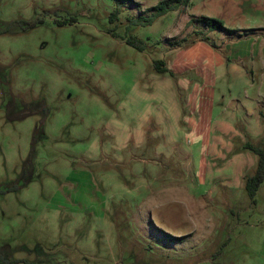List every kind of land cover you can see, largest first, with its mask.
I'll return each instance as SVG.
<instances>
[{"label":"rangeland","instance_id":"rangeland-1","mask_svg":"<svg viewBox=\"0 0 264 264\" xmlns=\"http://www.w3.org/2000/svg\"><path fill=\"white\" fill-rule=\"evenodd\" d=\"M133 1L0 0V30L42 21L0 33V254L264 264V180L255 203L243 187L257 161L244 143L264 149V0H190L146 26L130 21L161 0ZM226 115L238 132L210 155Z\"/></svg>","mask_w":264,"mask_h":264},{"label":"trees","instance_id":"trees-1","mask_svg":"<svg viewBox=\"0 0 264 264\" xmlns=\"http://www.w3.org/2000/svg\"><path fill=\"white\" fill-rule=\"evenodd\" d=\"M127 1H130L131 3L134 2L133 0H127ZM189 1L190 0H161L155 6H152L148 9V12L151 13L149 16L147 17L141 16L132 19L130 21V24L141 25V26L151 25L157 18L165 15L167 12L176 11L181 6L183 7L187 6L189 4ZM119 12H120L119 7L114 9V11H112L111 14L109 15V21L110 22L116 21ZM195 20L197 22H200L202 26H204L209 31L218 30L229 35H232L237 32V29H229L224 27L223 23L215 18L201 16V17H196ZM69 21L73 22L74 18H70ZM36 23H42V21L41 20H38L36 22H28L25 20L12 21L6 29L0 30V33L8 31V29H10L12 26L21 25L22 29H27L35 26ZM202 40L206 42L208 41V39L206 38ZM125 41L128 45L134 47L139 51H143L145 48V43L142 40L135 38L134 36H128L127 38H125ZM211 46L214 47V44L212 43ZM153 66L158 73L168 72V70L164 67V62L162 60L154 61ZM243 149L253 153L257 157L254 173L251 176H246L244 178V183H243V187L247 195L252 200V202L255 203V199H254L255 194L264 180V149L259 144H254V143L252 144L249 142L244 143ZM164 234L170 240H176L180 238V237L171 236L167 233ZM19 263H20L19 260L5 261V259L0 254V264H19Z\"/></svg>","mask_w":264,"mask_h":264},{"label":"crops","instance_id":"crops-1","mask_svg":"<svg viewBox=\"0 0 264 264\" xmlns=\"http://www.w3.org/2000/svg\"><path fill=\"white\" fill-rule=\"evenodd\" d=\"M239 29H237V31H238ZM226 34V33H225ZM227 35H229V34H227ZM232 35H234V34H232ZM229 36H231V35H229ZM235 36V35H234ZM249 36V35H248ZM248 36H245V37H248ZM236 37V36H235ZM199 42H202V41H200V40H198L196 43H199ZM207 42H209V40L207 41ZM214 44V43H213ZM214 47H215V44H214ZM213 47V48H214ZM214 49H217L216 47L214 48ZM218 50V49H217ZM228 64V63H227ZM226 67H228L227 65H226ZM232 67V65L230 66V68ZM233 121H229L228 120V116L226 115V116H224V118L223 119H221L220 121L219 120H216L215 122H214V127H213V131H212V133H213V138H212V141H211V144H210V148H211V154L210 155H215V154H218V148L219 147H224L225 148V151H229L230 150V145H229V143L228 142H226V140L224 139V137H223V135H227V134H236L238 131L236 130V128L234 127V125H233ZM245 126V125H244ZM245 130H246V132H248V133H252L251 131H250V129H249V126L248 125H246L245 126ZM219 146V147H218ZM217 156H219V155H217ZM240 155L239 154H236V155H233L229 160H227L225 163H223V165H224V167L223 168H221V169H213V170H211V167L210 166H208V161L206 162V165H207V168H208V170H209V168H210V174L211 175H213V176H215V177H213V176H210V179H214V178H222V176H223V173L227 170V169H225L226 167H228L229 166V164H231V162H233L235 159H237L238 157H239ZM223 158V157H222ZM207 173H209V171H207ZM209 179V180H210ZM223 179H221L220 180V182L222 183V184H225V186H226V188H228V186H231V188H236L237 187V185H235V183L234 184H231V185H229L228 183H227V181H222Z\"/></svg>","mask_w":264,"mask_h":264}]
</instances>
